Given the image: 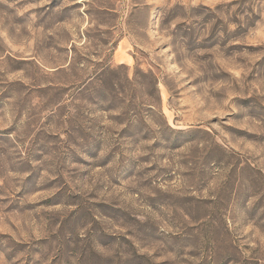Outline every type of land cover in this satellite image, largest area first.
Masks as SVG:
<instances>
[{"label":"rangeland","instance_id":"obj_1","mask_svg":"<svg viewBox=\"0 0 264 264\" xmlns=\"http://www.w3.org/2000/svg\"><path fill=\"white\" fill-rule=\"evenodd\" d=\"M0 264H264V0H0Z\"/></svg>","mask_w":264,"mask_h":264}]
</instances>
